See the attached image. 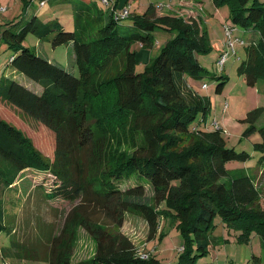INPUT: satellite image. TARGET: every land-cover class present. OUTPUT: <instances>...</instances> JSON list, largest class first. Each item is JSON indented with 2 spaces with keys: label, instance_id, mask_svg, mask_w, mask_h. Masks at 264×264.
<instances>
[{
  "label": "trees",
  "instance_id": "obj_1",
  "mask_svg": "<svg viewBox=\"0 0 264 264\" xmlns=\"http://www.w3.org/2000/svg\"><path fill=\"white\" fill-rule=\"evenodd\" d=\"M34 1L22 0L21 16L0 28V42L12 53L0 77V100L52 129L56 153L53 160L47 159L20 130L0 119V193L18 189L26 180L21 178L26 170L39 176L31 184L44 200L55 204L80 197L85 200L91 191L98 196L89 200L106 199L133 179L135 184L119 198L130 212L146 220L149 239L163 238L172 227L182 239L172 263L162 262L152 252L142 258L126 238L118 236L106 243L97 241L94 254L75 263L66 249L64 255L55 245L50 249L49 264H197L210 252L216 216L227 226L240 227V240H248L254 232L264 246L260 190L249 175L228 179L225 168L229 161H246L252 155L226 148L221 130L209 128V99L187 86V78L209 76L219 92L228 80L222 74L223 66L215 76L197 61V54L210 51L199 13L191 8L184 15L183 0H159L150 3L142 15L130 9L122 19L115 7L105 6L104 13L100 0H37L40 8L45 4L68 7L72 13V28L68 29L56 16L40 20ZM132 1L126 0L125 6ZM213 2L229 6L233 27H241L246 36L241 38L244 59L238 74L250 86L264 82V2ZM29 33L52 45L67 42L78 74L25 47L23 40ZM157 37L166 41L159 54L142 72H135L131 46H150ZM108 93L112 94L111 105L91 119V105ZM259 131L262 142L255 148L263 152L264 127ZM98 132L111 143L116 139V145L129 140L132 147L127 152L108 151L109 140L103 135L104 141L93 148L91 139ZM93 151L110 156L106 172L90 177L85 164ZM263 158L262 154L260 164ZM144 183L155 190L156 209L134 201L143 195ZM5 226L0 209V230L9 233Z\"/></svg>",
  "mask_w": 264,
  "mask_h": 264
},
{
  "label": "rangeland",
  "instance_id": "obj_2",
  "mask_svg": "<svg viewBox=\"0 0 264 264\" xmlns=\"http://www.w3.org/2000/svg\"><path fill=\"white\" fill-rule=\"evenodd\" d=\"M125 1L121 0V6ZM157 1L159 0H133L129 6L133 14L142 15L150 3ZM173 5L178 4L174 2ZM181 5L186 10L182 12L184 15L191 8L192 11L198 12L207 31L210 51L197 54L198 63L209 74L219 76L220 55H224L222 74L228 78L219 92L215 90V79L209 76L201 79L187 78V86L199 97L209 99L210 111L206 117L209 128L221 130L226 148L251 153L252 157L246 161H229L225 168L228 179L241 174L249 175L253 179L254 185L260 190L259 202L264 218V162L260 164L259 160L264 151L255 148L256 144L262 142L259 129L264 127V82L250 86L237 72L244 59V48L238 40H245L246 36L241 27H233L228 18V5H216L213 0H183ZM99 6L105 13V5ZM23 8L22 0H0V28L21 16ZM33 9L40 20L56 16L65 28H72V13L68 7H50L45 4L44 8H40L39 2L35 0ZM165 42V38H159L147 47L133 44L131 50L135 53V72H142L159 54ZM23 45L31 52L78 74L75 57L67 42L52 45L48 39L40 40L29 33L24 38ZM6 49V45L0 42V77L12 54ZM111 98L112 94L108 93L102 100L91 105V119L109 108ZM0 119L20 130L44 157L53 160L57 140L52 129L3 100H0ZM103 135L98 132L92 137L93 148H97L104 141ZM104 137L109 140L107 135ZM131 147L129 140L122 139L120 144L116 145V139L114 143H111L110 139L106 149L110 151L115 148L119 153L127 152ZM92 154L85 164L90 171V177L95 173L106 172V163L110 156L105 151H93ZM22 174L21 178L26 180L23 183L21 181L19 190L16 188L0 193L2 218L6 229H9V233L4 228L0 230V264H49L50 249L55 245L60 247L64 255L66 254L63 249H66L70 254V261L75 263L90 258L94 254L97 241L106 243L118 236L126 238L139 254L152 252L164 263L176 261L182 239L174 227L163 238L150 240L146 220L139 214L130 212L126 208L127 205L121 202L119 194L135 184L133 179L123 182L120 191L106 199L89 200L90 196L93 199L98 196L91 191L84 197L85 200L80 197L55 204L44 200L36 186L31 184V180H38L39 176H34L27 170ZM143 185V195L134 198V201L144 202L156 209L158 202L154 199L153 186L147 183ZM93 186L99 188L98 183ZM213 224L210 252L198 259L197 264H264V246L254 232L249 235L248 240L242 241L240 227L227 226L219 216L215 217Z\"/></svg>",
  "mask_w": 264,
  "mask_h": 264
},
{
  "label": "built area",
  "instance_id": "obj_3",
  "mask_svg": "<svg viewBox=\"0 0 264 264\" xmlns=\"http://www.w3.org/2000/svg\"><path fill=\"white\" fill-rule=\"evenodd\" d=\"M101 3L105 6H109L111 0H100ZM129 10H130V6H124L122 9H119V10H115V12L117 13V15L120 17V18H126L129 14ZM227 33H229V30H227ZM238 42L240 44H243V41L242 40H238ZM224 56L219 60L220 61V64L221 66H223V63H224ZM140 257L142 258H145L146 255L145 254H139Z\"/></svg>",
  "mask_w": 264,
  "mask_h": 264
},
{
  "label": "crops",
  "instance_id": "obj_4",
  "mask_svg": "<svg viewBox=\"0 0 264 264\" xmlns=\"http://www.w3.org/2000/svg\"><path fill=\"white\" fill-rule=\"evenodd\" d=\"M125 6V4L123 6H121V0H111L108 8H113L115 7L116 10L122 9Z\"/></svg>",
  "mask_w": 264,
  "mask_h": 264
}]
</instances>
